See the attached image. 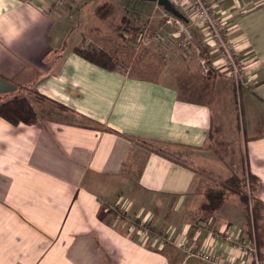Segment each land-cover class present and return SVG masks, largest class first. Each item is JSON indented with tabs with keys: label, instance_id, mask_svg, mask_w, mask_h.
Returning <instances> with one entry per match:
<instances>
[{
	"label": "crops",
	"instance_id": "1",
	"mask_svg": "<svg viewBox=\"0 0 264 264\" xmlns=\"http://www.w3.org/2000/svg\"><path fill=\"white\" fill-rule=\"evenodd\" d=\"M105 1L0 0V101L26 94L40 115L32 124L0 118V264H211L187 243L223 263H255L247 246L256 241L252 202L264 204V0H208L247 67L239 90L203 32L215 71L205 79L199 63L198 79L175 78L152 43L143 48L165 63L153 53L128 60L117 5L95 13ZM89 45L117 68L75 51ZM127 135L167 143L186 165ZM246 172L255 191L236 188L219 210L202 207L209 187ZM120 202L168 239L124 227L111 210Z\"/></svg>",
	"mask_w": 264,
	"mask_h": 264
},
{
	"label": "built area",
	"instance_id": "2",
	"mask_svg": "<svg viewBox=\"0 0 264 264\" xmlns=\"http://www.w3.org/2000/svg\"><path fill=\"white\" fill-rule=\"evenodd\" d=\"M175 6L179 7L187 16L188 21L172 15L165 10L162 23L156 28L153 23H149L144 31L139 36V44H155L160 46V52L165 59H168L171 53H175L174 47H183L189 55H195L199 58L200 66L203 74L210 73L212 68L208 59L202 54L203 42H198L196 35L191 31V27L200 28L204 34L205 39L214 43L216 46L221 62L227 67L228 72L233 78L234 84L239 90L241 84L247 80L248 70L239 57V50L234 41L228 35L227 24L224 19L214 10L208 0H170ZM67 0H47L48 6L64 5ZM195 40V42H194ZM119 215H125L123 210H119ZM132 225L140 227L141 232L149 231L146 223H140L137 219L131 220ZM167 240L168 238L160 234L158 240ZM247 256L252 257L255 264H263L258 258V249L256 241H251L247 246ZM185 249L190 255H195L213 264H232V262H221L216 256L209 252H201L188 248Z\"/></svg>",
	"mask_w": 264,
	"mask_h": 264
},
{
	"label": "trees",
	"instance_id": "3",
	"mask_svg": "<svg viewBox=\"0 0 264 264\" xmlns=\"http://www.w3.org/2000/svg\"><path fill=\"white\" fill-rule=\"evenodd\" d=\"M70 0H67V2L64 5L59 6H66ZM147 3V1L144 0H136L135 5L136 6H143V4ZM128 3H125L124 5H127ZM115 10L114 4L110 1H105L102 4H99L95 8V13L101 18H104L108 16L109 14H112ZM126 11V10H125ZM129 12L126 11L125 15H122V27L123 34L127 32L129 33V36H126L127 38L132 39L131 42H135L136 45L139 44V36L144 31L146 26L139 27L137 24H134V21L130 19ZM150 21L149 23H151ZM126 31V32H125ZM124 37V38H125ZM75 51L85 57L86 59L101 65L107 69H116L117 63L115 59L106 51L97 48L95 45H89L86 48L77 47ZM203 56L205 58L209 57V48L207 45H203L202 48ZM202 70V69H201ZM214 69L211 68L210 73L207 74V76L214 75ZM0 118H4L8 120L9 122L13 124H19V123H27L32 124L36 123L40 120V115L31 102L30 98L26 94H18L14 97L2 100L0 101ZM128 138L134 139L137 142H141V144L146 147L148 150L158 153L166 158L171 159L172 161H175L179 164L186 165V163L179 158L178 156L171 153L168 149L167 143H159L157 145L152 144H146V141H149L148 139H141L140 137H135L131 135H127ZM247 176V177H245ZM249 187V190L251 192L256 190V181H254V176L249 173H244V177L240 176L237 173H233L226 179H223L211 187L207 189V198L206 203L202 205V207H207L209 210H219L222 206V203L228 197L232 192L235 191L236 188L240 187ZM252 214H253V222L254 227H251L250 231L252 235H254L256 242L258 244V257L262 260H264L261 256V252L259 250L260 244L262 241L261 236L264 235V232L261 231V227H258V221L260 218H262V213L264 212V204L261 202L253 200L252 202ZM251 214L249 215V223L251 224Z\"/></svg>",
	"mask_w": 264,
	"mask_h": 264
},
{
	"label": "rangeland",
	"instance_id": "4",
	"mask_svg": "<svg viewBox=\"0 0 264 264\" xmlns=\"http://www.w3.org/2000/svg\"><path fill=\"white\" fill-rule=\"evenodd\" d=\"M81 1H87V2H89V1H94V0H81ZM108 1H111L114 4L117 5L116 15L122 16V15H125L126 14V11H128L129 12V15L131 16L130 19L132 21H134V24H137L139 27H141V26H147L150 21H153L152 22L153 23V26H155L154 24H161L162 23V20H163L162 17H163V15L165 13V10L161 6H159L157 4L155 5V2L154 1H147V3L143 4V6H141V7L135 5L136 0H108ZM144 1H146V0H144ZM125 3H128V4L127 5H124ZM122 25L123 24H121V26ZM190 27H191V31L196 35V38H197L196 40L199 43L200 42L206 43V40H201L203 38L202 36H200L201 35V32H202V29H200V28H194L193 26H190ZM119 31H121V29H119ZM122 31H123V28H122ZM122 41L123 42L124 41L125 42L128 41L127 42V45H128L130 43V38H124V40H122ZM194 42H195V40H194ZM139 46H142V45H139V44L136 45L135 42H131L130 43V46L128 47V49H129V54H128L129 57H127L128 60H130V59L132 60L133 57H138L142 53L145 54V57H147V56L149 57L148 53H150V55H152V53H153L156 57L160 58V60L161 59L163 60V58L159 54L158 55L160 57L156 54V52L158 53V51L154 50L153 48L149 47L148 49H150L149 50L150 52H147V49H144L143 48L144 45L142 47H139ZM153 46H156V45H153ZM157 48H159V47H157ZM174 50H175V53H171L169 55V57H168L169 58L168 60H166V61L165 60H163V61L161 60V61L163 63L170 62L172 64L171 73H174L175 78H178V79L184 81V77L185 76H190V73H191V77L193 79H198L196 67H197L198 63L200 64V62H197V59L199 61V58L196 56L197 57V59H196L195 55H189L184 50V48L182 46L181 47L176 46V47H174ZM160 54L162 55V53H160ZM163 55L166 56L165 54H163ZM156 61H158V60L155 59V62ZM122 67L124 68V66H122ZM139 70L140 69H137V72ZM143 70L148 71L149 69H145L144 68ZM200 70H201V66H200ZM149 71L150 72L151 71L157 72V70H153V69L152 70H149ZM201 73H202L201 74L202 75L201 78L205 79L206 77L204 76L205 74H203L202 70H201ZM186 87L188 89V84L186 85ZM186 87H183L184 88L183 93L186 94V95H189V94L186 93ZM31 102H32V100H31ZM169 151L171 153H173V154H178L172 148H170ZM182 157L184 158V155L183 154H182ZM120 203H121V205H114V206H112L111 207V210L112 211L113 210L115 211V213H116L115 214V217H116L117 221H124V224H123L124 227H133L131 220H136L137 221V219H139V217L137 218V217H133V216H130V215H127V214H125L124 216L123 215H119V210H123L124 207H125L122 202H120ZM124 213H126V212H124ZM140 223H145V222L144 221H141ZM146 227H148L149 231L145 232L144 235H146V236H148L149 234L150 235H153L155 237V239L158 240L159 233L156 232L155 230H151L149 228V227H152L151 225H147ZM133 228L139 234L143 233L140 230H138V229H140V227H133ZM160 234H163L166 237H168V235H169V233H166V231L165 232L164 231L163 232H160ZM185 245L188 248H190L192 250H195L188 243L185 244ZM200 251L201 252H206V251H202V250H200ZM212 262H210V263L213 264ZM232 264H237V263L232 262ZM253 264H255V263L253 262Z\"/></svg>",
	"mask_w": 264,
	"mask_h": 264
},
{
	"label": "water",
	"instance_id": "5",
	"mask_svg": "<svg viewBox=\"0 0 264 264\" xmlns=\"http://www.w3.org/2000/svg\"><path fill=\"white\" fill-rule=\"evenodd\" d=\"M146 1H154L172 15L179 17L185 21H188L187 16L184 13H182L170 0H146Z\"/></svg>",
	"mask_w": 264,
	"mask_h": 264
}]
</instances>
